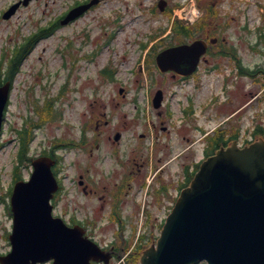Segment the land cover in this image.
I'll return each instance as SVG.
<instances>
[{"label":"rangeland","instance_id":"rangeland-1","mask_svg":"<svg viewBox=\"0 0 264 264\" xmlns=\"http://www.w3.org/2000/svg\"><path fill=\"white\" fill-rule=\"evenodd\" d=\"M16 1L0 0L1 77L6 71L7 58L27 37L37 33L40 27L53 28V31L35 43L22 62L10 92L0 148V248L7 244L4 234L11 227L6 189L11 184L10 172L17 161L19 128H33L28 154L34 156L40 155L54 139L80 140L85 132L89 140L95 128H100L99 147L94 152L96 142L90 140L86 148L61 151L64 160L57 175L63 189L57 199L60 208L65 206L79 218L89 217L97 223L95 229H91L92 234L107 240L115 228V224L106 223L112 203L110 195L122 184V174L132 168L137 171L133 162L149 161L147 155L154 151L151 147L155 145V139L156 145L162 144L160 148L168 141L181 147L177 130L149 128L150 121L151 125L156 122L154 112L150 114V120H145L144 115H141L142 119L134 116L145 105L135 79L139 76L140 66L149 62L150 54L159 47L154 44L147 50L148 45L143 49L141 44L148 41L149 34L158 26L170 22L163 15L154 16L152 6L156 0H100L98 6L73 22L58 26L54 25L65 11L82 0H31L10 18H2L1 14ZM168 2L171 4L173 0ZM105 68L114 72L112 79L101 74ZM120 88H123L122 93ZM48 103H51L53 118L42 121L40 111ZM135 105H138L137 111ZM117 130L123 135L120 143L113 141ZM139 132H144L140 133L142 137ZM143 149L145 153H142ZM118 160L120 166L110 171ZM28 171L29 165L22 158L16 173L26 179ZM146 171L144 169L140 176H135V182L126 181L131 185L130 193L126 195L128 199L122 200L126 215L131 214L129 218L135 222L136 229H126L131 238L135 236L132 240L135 244L136 234L149 231L150 238L157 236L159 229L154 230L152 225L156 217L164 215L160 210L149 217L131 198L136 189L134 197L140 200L143 196L147 203L145 189L139 191L140 179ZM80 175L89 184L90 192L82 191L78 184ZM156 178L157 175L151 185ZM144 217L150 220L146 229L140 226Z\"/></svg>","mask_w":264,"mask_h":264},{"label":"flooded vegetation","instance_id":"flooded-vegetation-1","mask_svg":"<svg viewBox=\"0 0 264 264\" xmlns=\"http://www.w3.org/2000/svg\"><path fill=\"white\" fill-rule=\"evenodd\" d=\"M195 3L200 11L192 24L174 18L169 28L160 26L155 41H159V52L171 45L202 40L198 57L184 54L168 70L157 66L155 61L145 62L135 79L137 91H142L146 104L140 108V115L148 117L154 112L156 122H152L151 128L163 131L176 128L187 144L179 149L171 142L163 143L161 148L162 144H157L158 156L154 161L133 162L137 171L132 168L122 174L123 182L111 196L114 210L122 208V200L129 194L130 183L125 178L140 176L144 169L146 175L154 169L158 178L149 188L146 207L165 214L180 190V180L182 184L188 180L199 161L220 147L232 143L243 146L264 139V0H195ZM161 15L170 21L167 15ZM178 26L186 28L177 29ZM27 161L29 175L32 158ZM18 163L22 165V160ZM17 170L13 171V183L22 180ZM87 187L83 183L82 190L90 191ZM58 194L51 201L53 215L63 217L69 225L80 223L87 229L83 221L76 222L65 206L59 207ZM6 208L11 215L8 205ZM163 221L164 217L155 221L153 227ZM10 249L7 238V244L0 248V264ZM106 250L111 260L120 257L114 242Z\"/></svg>","mask_w":264,"mask_h":264},{"label":"water","instance_id":"water-1","mask_svg":"<svg viewBox=\"0 0 264 264\" xmlns=\"http://www.w3.org/2000/svg\"><path fill=\"white\" fill-rule=\"evenodd\" d=\"M18 5H12L3 16L9 17ZM89 5L72 10L62 23ZM187 48H170L164 54L170 57ZM8 89L9 84L0 87V126ZM52 163L45 156L36 158L30 180L14 186L10 264L49 258L55 264H91L90 259L98 253L79 229L51 216L48 201L57 188ZM203 260L207 264H264L263 141L219 149L201 163L167 216L156 245L143 252L141 264Z\"/></svg>","mask_w":264,"mask_h":264},{"label":"trees","instance_id":"trees-1","mask_svg":"<svg viewBox=\"0 0 264 264\" xmlns=\"http://www.w3.org/2000/svg\"><path fill=\"white\" fill-rule=\"evenodd\" d=\"M181 24V23H179ZM182 25V24H181ZM186 27L178 26L177 29H185ZM53 28L46 29L44 31L36 33L32 37L27 38L19 47L15 49L13 54L10 56L8 66L6 69V78L11 80L15 73L19 70L20 63L22 59L25 57V55L28 53V51L31 49L32 45L35 43V41L38 39V36L41 34H44L45 36L51 33ZM42 37V36H41ZM51 104H46L42 110L40 111V118L42 121H46L51 118ZM19 137V149L17 152L18 158L24 157L26 153L27 146L29 142L32 139L31 129L30 130H21L18 132ZM54 156V155H52ZM55 157V156H54Z\"/></svg>","mask_w":264,"mask_h":264}]
</instances>
